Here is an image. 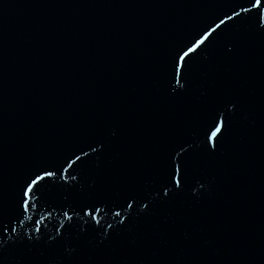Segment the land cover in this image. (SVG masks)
Here are the masks:
<instances>
[{"label":"water","instance_id":"1","mask_svg":"<svg viewBox=\"0 0 264 264\" xmlns=\"http://www.w3.org/2000/svg\"><path fill=\"white\" fill-rule=\"evenodd\" d=\"M0 264H264V12L0 0Z\"/></svg>","mask_w":264,"mask_h":264},{"label":"snow or ice","instance_id":"2","mask_svg":"<svg viewBox=\"0 0 264 264\" xmlns=\"http://www.w3.org/2000/svg\"><path fill=\"white\" fill-rule=\"evenodd\" d=\"M250 4L252 8H257L258 11L264 12V7H261L262 0H250ZM205 35H207V33H205ZM197 43H199V41H197ZM193 47H195V45H193ZM189 51H191V49H189ZM37 179H39V177H37ZM29 187H31V185H29ZM24 195H28L27 190L24 191Z\"/></svg>","mask_w":264,"mask_h":264}]
</instances>
